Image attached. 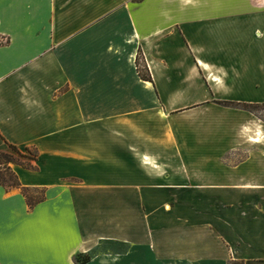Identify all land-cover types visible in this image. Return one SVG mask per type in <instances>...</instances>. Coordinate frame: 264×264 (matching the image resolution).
<instances>
[{
  "label": "crops",
  "instance_id": "1",
  "mask_svg": "<svg viewBox=\"0 0 264 264\" xmlns=\"http://www.w3.org/2000/svg\"><path fill=\"white\" fill-rule=\"evenodd\" d=\"M0 38V152L44 194L0 185V264H264V0H0Z\"/></svg>",
  "mask_w": 264,
  "mask_h": 264
},
{
  "label": "trees",
  "instance_id": "2",
  "mask_svg": "<svg viewBox=\"0 0 264 264\" xmlns=\"http://www.w3.org/2000/svg\"><path fill=\"white\" fill-rule=\"evenodd\" d=\"M140 57L137 58L138 72L141 78L144 80H150V74L146 67H143L140 62ZM229 105V104H226ZM259 106L244 105L243 108L255 112V108ZM37 161V152L33 149H27L26 152L20 151L16 146L8 145L7 152H0V185L7 189H18L24 195L27 203L30 207H34L44 199L43 191L31 190L23 188L19 182L18 176L12 169V165L21 166L25 169H36L34 163ZM123 246L126 249L123 253L125 254L130 249V244L119 242L116 240H102L98 246L91 249L85 254H78L75 257L77 264H88L92 259L98 256L100 253L101 246Z\"/></svg>",
  "mask_w": 264,
  "mask_h": 264
},
{
  "label": "rangeland",
  "instance_id": "3",
  "mask_svg": "<svg viewBox=\"0 0 264 264\" xmlns=\"http://www.w3.org/2000/svg\"><path fill=\"white\" fill-rule=\"evenodd\" d=\"M255 113L260 116V118H262V120L264 121V106H259V107H256L255 109ZM128 159V158H127ZM185 168V167H184ZM214 167H196V166H188L186 167L184 170H185V175H191V178L193 179H199L201 178L206 172H209L211 170H213ZM110 169H115V170H118L119 169V165H111L110 166ZM181 170L182 167H180ZM184 172V171H183ZM206 176V175H205ZM208 177L210 176V174L207 175ZM160 216H162V212L159 213ZM98 216L100 218H98ZM106 216H109L107 214H100V215H96L97 217V221H100L102 222L103 219H105L104 217ZM131 217V219H134V216L135 214H128V217ZM113 217V216H112ZM129 217V218H130ZM160 218V217H159ZM160 221H161V218H160ZM129 231V230H128ZM133 235H130V237H133L134 238V231H131ZM126 249V247H123V246H117V245H111V246H101L100 248V253H106V254H119V253H123V251Z\"/></svg>",
  "mask_w": 264,
  "mask_h": 264
},
{
  "label": "built area",
  "instance_id": "4",
  "mask_svg": "<svg viewBox=\"0 0 264 264\" xmlns=\"http://www.w3.org/2000/svg\"><path fill=\"white\" fill-rule=\"evenodd\" d=\"M6 43V39L5 38H0V45H3Z\"/></svg>",
  "mask_w": 264,
  "mask_h": 264
}]
</instances>
